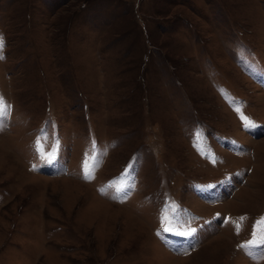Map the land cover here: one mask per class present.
I'll return each mask as SVG.
<instances>
[{"label":"rangeland","instance_id":"1","mask_svg":"<svg viewBox=\"0 0 264 264\" xmlns=\"http://www.w3.org/2000/svg\"><path fill=\"white\" fill-rule=\"evenodd\" d=\"M0 36V264H264V0H0Z\"/></svg>","mask_w":264,"mask_h":264},{"label":"snow or ice","instance_id":"2","mask_svg":"<svg viewBox=\"0 0 264 264\" xmlns=\"http://www.w3.org/2000/svg\"><path fill=\"white\" fill-rule=\"evenodd\" d=\"M5 47V41L3 36H0V58H3V49ZM238 113L241 114V119L242 121L245 122L246 126H253V121H251V119L245 115H243L241 108L237 107L235 109ZM10 111H11V105H9L5 98L0 95V128H3L4 125V121L5 119L10 115ZM47 137L45 136V139ZM197 139H199V134H197ZM93 148H95V144H93ZM35 149L37 154L39 155L41 161L51 164L53 163L57 156V148H53L50 151H45V146L41 140V138H37V140L35 141ZM93 160H95V157H93ZM84 176L85 178H90L91 175V171H92V167L89 165L87 159L85 160L84 163ZM135 165L134 164H129L128 165V170L125 173V176H130L131 172L134 170ZM37 168L36 165H33V170H35ZM133 185H130L129 183L126 182L125 177H121V181L118 185H116L115 190L118 193H124L125 194V198L127 196V192L125 191L128 188H131ZM111 187V185L109 186ZM173 211H175V206L173 205ZM230 219V218H229ZM245 218L241 217L240 220L243 221ZM162 220L164 222V227H163V231L164 232H175L177 231V229L170 227L169 225L171 224V220L167 214V209H165L164 211V215L162 217ZM237 229H239L240 224L238 223L237 225ZM261 228V234L257 235V233L254 231L253 232V238L247 242V244L245 245V247H248L250 249V251H255L256 247L258 245H264V217L259 218V220L257 221V225ZM255 227V226H254ZM196 232V229H190L184 232H181L180 234L183 236H192V234ZM261 252H264V249H261Z\"/></svg>","mask_w":264,"mask_h":264},{"label":"clouds","instance_id":"3","mask_svg":"<svg viewBox=\"0 0 264 264\" xmlns=\"http://www.w3.org/2000/svg\"><path fill=\"white\" fill-rule=\"evenodd\" d=\"M4 58V57H3ZM3 58H0V59H3Z\"/></svg>","mask_w":264,"mask_h":264},{"label":"bare ground","instance_id":"4","mask_svg":"<svg viewBox=\"0 0 264 264\" xmlns=\"http://www.w3.org/2000/svg\"><path fill=\"white\" fill-rule=\"evenodd\" d=\"M72 183V182H71ZM112 208V207H111ZM114 208V207H113Z\"/></svg>","mask_w":264,"mask_h":264}]
</instances>
